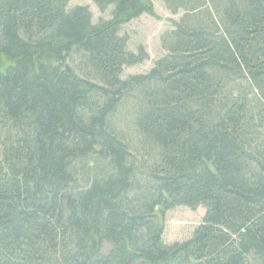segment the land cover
Segmentation results:
<instances>
[{"label": "trees", "instance_id": "trees-1", "mask_svg": "<svg viewBox=\"0 0 264 264\" xmlns=\"http://www.w3.org/2000/svg\"><path fill=\"white\" fill-rule=\"evenodd\" d=\"M70 1L0 0V264H264V0H164L166 53L125 78L152 1ZM180 204L205 215L167 243Z\"/></svg>", "mask_w": 264, "mask_h": 264}, {"label": "rangeland", "instance_id": "rangeland-1", "mask_svg": "<svg viewBox=\"0 0 264 264\" xmlns=\"http://www.w3.org/2000/svg\"><path fill=\"white\" fill-rule=\"evenodd\" d=\"M151 1L154 6V15L144 13L122 27V33H126L129 36L127 48L131 51H137L138 46L142 45L149 54L148 60L124 67L123 78L134 74L147 73L154 66L155 60L166 53L162 43L163 37L174 28V22L179 21L185 13L184 10L173 13L166 6L164 0ZM75 5H88L92 11L94 21L101 17H109L110 11L101 13L92 0H71L69 7ZM80 62L79 57L74 55L71 56L69 61L78 71H83L82 63ZM135 103L133 98L128 97L119 106L113 118L114 127L118 131L124 132L131 140L135 139V132L131 124ZM204 215L205 208L202 205H198L195 208L184 204L172 207L165 213L163 218L164 241L174 243L190 238L195 228L201 223Z\"/></svg>", "mask_w": 264, "mask_h": 264}]
</instances>
